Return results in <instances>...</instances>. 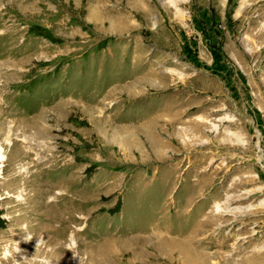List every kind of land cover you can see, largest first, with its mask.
I'll return each mask as SVG.
<instances>
[{"label": "rangeland", "instance_id": "obj_1", "mask_svg": "<svg viewBox=\"0 0 264 264\" xmlns=\"http://www.w3.org/2000/svg\"><path fill=\"white\" fill-rule=\"evenodd\" d=\"M0 264H264V0H0Z\"/></svg>", "mask_w": 264, "mask_h": 264}, {"label": "bare ground", "instance_id": "obj_2", "mask_svg": "<svg viewBox=\"0 0 264 264\" xmlns=\"http://www.w3.org/2000/svg\"><path fill=\"white\" fill-rule=\"evenodd\" d=\"M179 248L184 251L187 256L194 257V251L189 248V245H187V243L185 245L180 246Z\"/></svg>", "mask_w": 264, "mask_h": 264}]
</instances>
